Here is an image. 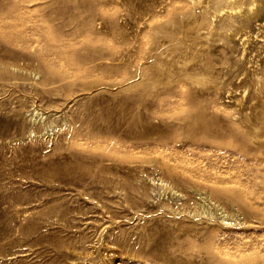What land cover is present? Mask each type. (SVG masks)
<instances>
[{"label": "rangeland", "instance_id": "374dc122", "mask_svg": "<svg viewBox=\"0 0 264 264\" xmlns=\"http://www.w3.org/2000/svg\"><path fill=\"white\" fill-rule=\"evenodd\" d=\"M255 1L0 0V264H264Z\"/></svg>", "mask_w": 264, "mask_h": 264}, {"label": "bare ground", "instance_id": "6f19581e", "mask_svg": "<svg viewBox=\"0 0 264 264\" xmlns=\"http://www.w3.org/2000/svg\"><path fill=\"white\" fill-rule=\"evenodd\" d=\"M240 1L241 0H225V2H228V3H231V4L235 3L234 5H237V7H235L234 5H232L230 7V14H236V12L239 13V10L241 9L240 8V6H241ZM254 3H256V1L255 0H251V5H253ZM251 10H253V7L251 8ZM223 15H224V11L223 10H219L213 16H214V18H217V19L220 20L223 17ZM219 20L214 26V30L216 31V33L218 35V38L227 37L228 35H231L230 34L231 30L228 28L229 25L232 26L233 29H234V27L237 28V32L232 35V36H236L237 34H239L240 32L243 31L242 27L249 22V16L247 14H244L243 16H241V20L238 21L239 23H237V22L234 23V21H230V20L229 21H219ZM204 39L207 40L208 38L204 37ZM217 41L219 42L218 39H217ZM245 41H246V37H243L242 38V42L244 43ZM257 128L255 127L254 129H257Z\"/></svg>", "mask_w": 264, "mask_h": 264}]
</instances>
